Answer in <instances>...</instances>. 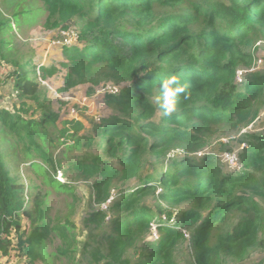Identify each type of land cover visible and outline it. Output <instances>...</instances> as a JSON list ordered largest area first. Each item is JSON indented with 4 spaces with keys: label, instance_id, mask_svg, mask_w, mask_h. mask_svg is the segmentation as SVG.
I'll list each match as a JSON object with an SVG mask.
<instances>
[{
    "label": "trees",
    "instance_id": "trees-1",
    "mask_svg": "<svg viewBox=\"0 0 264 264\" xmlns=\"http://www.w3.org/2000/svg\"><path fill=\"white\" fill-rule=\"evenodd\" d=\"M41 2L45 28L76 27L78 43L61 47L59 66L35 65L9 45L11 20L0 12V83L13 84L15 99L13 110L0 107V258L15 251L24 264H264V69L255 68L264 0ZM60 71V92L120 88L102 95L112 114L89 132L49 131L60 116L42 82ZM239 71H247L242 84ZM172 75L187 98L164 115L156 98ZM63 138L77 150H61L66 172L92 183L81 254L73 248L77 201L50 219V191L27 187L19 173L29 164L44 185L75 199L76 187L58 180ZM232 140L245 145L238 170L224 172L214 152L200 156L216 142L232 152ZM55 237L62 245L45 251Z\"/></svg>",
    "mask_w": 264,
    "mask_h": 264
},
{
    "label": "rangeland",
    "instance_id": "rangeland-1",
    "mask_svg": "<svg viewBox=\"0 0 264 264\" xmlns=\"http://www.w3.org/2000/svg\"><path fill=\"white\" fill-rule=\"evenodd\" d=\"M24 9L27 10L26 15H20ZM1 11L7 18L6 20H11L12 28L9 29V40L7 41L10 46H14V50L19 53L20 56H25L26 59H32L35 65H43L46 63L45 67H50L52 65L59 66L60 62L65 61L61 47L52 46L57 31L53 32L45 28L47 12L41 0H0V12ZM15 12L19 14H17V19H15ZM71 30L77 32L76 27H73ZM255 68H258V70L264 69V47H261L260 52L257 54V64ZM6 72L7 70H4V73ZM246 74L247 71H244V76H246ZM64 78L65 72L60 71L59 74L48 79L44 83L47 88L46 94L50 102V107L60 116V120L57 122L56 127H49L50 132L53 134L60 132L59 135L64 136V134L67 133L66 130L72 133L74 128H79V126L82 128L81 133L89 132L96 122L112 114L111 109H109L105 103L104 96L98 95L97 91L96 94L92 96L89 95L88 86L86 85L68 90L67 92H60L59 90L64 85ZM243 80L245 81V77ZM125 86L126 85L123 87ZM13 91V84H11L10 81H8L7 84L0 83V107L13 110V105L15 103L12 94ZM18 104L19 103H17V105ZM225 141L227 142L229 140L225 139ZM61 142L63 146H61L60 151L54 153L56 162L61 165L59 166L60 172L58 174V180L60 179L62 183L66 181V183L73 184L76 187L74 192L75 199L66 193L55 192L51 185H44V176L40 172L37 173L36 170L30 168L29 164L23 165L19 169V173L24 176V182L27 187H31L36 183L43 185L45 191H50L51 194L48 199V214L50 219L54 218L58 213H62L63 215L70 213L71 210L69 209V205L74 206L77 201V212L73 215L74 223L77 225V247L74 245L73 248L80 249L79 253L81 254L86 238V233L84 232L82 234L83 220L89 213L92 205L90 200L93 194L91 188L92 183L79 181L71 172H66L69 161L63 157L61 150L65 153L72 154V156L74 155L73 153H77V150L75 149L73 140L63 138ZM64 142H66V144H64ZM231 142L232 152L238 151L239 153L240 145L236 143L235 140ZM209 148L210 149L205 150L200 156H203L205 153L214 152L216 154L215 160L220 164L224 172L235 171L231 170L225 163L226 155H224L225 152H219L220 145L218 142L214 143ZM238 169L239 168L236 170ZM64 174L65 176H63ZM59 245H62L61 238L55 237L54 244L51 246L47 245L45 251L50 252ZM9 259L10 260L7 258H0V264H24L15 251L11 252ZM72 262L73 261L69 258H63L61 260L57 259L53 263L72 264ZM38 264L43 263L39 261Z\"/></svg>",
    "mask_w": 264,
    "mask_h": 264
},
{
    "label": "built area",
    "instance_id": "built-area-1",
    "mask_svg": "<svg viewBox=\"0 0 264 264\" xmlns=\"http://www.w3.org/2000/svg\"><path fill=\"white\" fill-rule=\"evenodd\" d=\"M72 29V28H71ZM71 29L69 30H58L56 33V38L53 40V45L54 47H63V46H72L76 43H78V34L75 31H72ZM70 38V39H69ZM46 63H44L43 65H39V66H45ZM243 77H244V71H239V78L238 81L239 83L243 82ZM43 84L45 83L44 81L42 82ZM108 93H112V94H119L120 93V88L115 87L113 85H106L103 88H101L100 90H98L97 94L98 95H106ZM229 141H225V139H223V141L225 143H230V139H226ZM245 148L244 144H241L239 146V150L240 152ZM224 155H226V159H225V163L227 164V166L231 169V170H236L237 168L240 167L239 164V153L238 151H233V152H225ZM60 180V179H59ZM61 181V180H60ZM113 200V198L111 200L108 201L107 204H103L101 206V209L104 211L108 210V204L111 203V201ZM176 222H173L169 225L171 226H176L175 224ZM158 225L157 224H152V234H151V239H153L154 241H158L160 238V234L158 231ZM184 234L187 238L190 237L189 233L184 231Z\"/></svg>",
    "mask_w": 264,
    "mask_h": 264
},
{
    "label": "clouds",
    "instance_id": "clouds-1",
    "mask_svg": "<svg viewBox=\"0 0 264 264\" xmlns=\"http://www.w3.org/2000/svg\"><path fill=\"white\" fill-rule=\"evenodd\" d=\"M159 90L160 95L156 99L164 115H171L176 111L181 95L187 98L186 85L181 84L175 75L163 79Z\"/></svg>",
    "mask_w": 264,
    "mask_h": 264
}]
</instances>
